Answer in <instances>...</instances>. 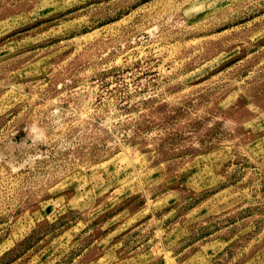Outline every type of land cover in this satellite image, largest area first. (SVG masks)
<instances>
[{
	"label": "rangeland",
	"instance_id": "rangeland-1",
	"mask_svg": "<svg viewBox=\"0 0 264 264\" xmlns=\"http://www.w3.org/2000/svg\"><path fill=\"white\" fill-rule=\"evenodd\" d=\"M0 264H264V0H0Z\"/></svg>",
	"mask_w": 264,
	"mask_h": 264
}]
</instances>
